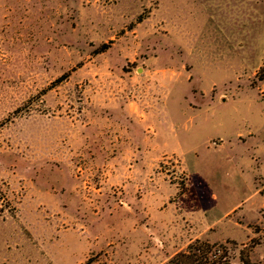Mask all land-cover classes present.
<instances>
[{
	"label": "rangeland",
	"instance_id": "1",
	"mask_svg": "<svg viewBox=\"0 0 264 264\" xmlns=\"http://www.w3.org/2000/svg\"><path fill=\"white\" fill-rule=\"evenodd\" d=\"M263 57L264 0H0V264H264Z\"/></svg>",
	"mask_w": 264,
	"mask_h": 264
},
{
	"label": "trees",
	"instance_id": "2",
	"mask_svg": "<svg viewBox=\"0 0 264 264\" xmlns=\"http://www.w3.org/2000/svg\"><path fill=\"white\" fill-rule=\"evenodd\" d=\"M258 81L264 82V57L261 64L255 72ZM257 243L260 240L257 239ZM247 254V253H246ZM242 264H261L260 262L250 261L247 255L240 256ZM168 264H232L225 258V254L216 244L195 241L191 243L186 252L175 253L169 260Z\"/></svg>",
	"mask_w": 264,
	"mask_h": 264
}]
</instances>
